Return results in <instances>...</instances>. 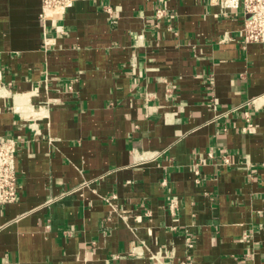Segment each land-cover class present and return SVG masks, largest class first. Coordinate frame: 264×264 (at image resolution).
<instances>
[{"label":"crops","instance_id":"0c3cea01","mask_svg":"<svg viewBox=\"0 0 264 264\" xmlns=\"http://www.w3.org/2000/svg\"><path fill=\"white\" fill-rule=\"evenodd\" d=\"M41 10L0 0V136L19 144L0 264H264V44L242 9Z\"/></svg>","mask_w":264,"mask_h":264},{"label":"built area","instance_id":"2783aa9c","mask_svg":"<svg viewBox=\"0 0 264 264\" xmlns=\"http://www.w3.org/2000/svg\"><path fill=\"white\" fill-rule=\"evenodd\" d=\"M75 0H42V10L40 17L43 21L52 17L48 15L50 10H55L59 6L63 7L61 13L74 5ZM223 10L242 9L244 13V25L242 28L243 43L260 42L264 44V0H221ZM164 8H158V16L165 14ZM55 17V16H54ZM39 93V88L33 90ZM247 125L244 129L252 127L249 112H246ZM19 152L18 140L14 137L0 136V204L16 202L19 198V171L17 169V155ZM213 152H209V157H214ZM203 160V159H201ZM224 164L230 162V156H221Z\"/></svg>","mask_w":264,"mask_h":264},{"label":"bare ground","instance_id":"6f19581e","mask_svg":"<svg viewBox=\"0 0 264 264\" xmlns=\"http://www.w3.org/2000/svg\"><path fill=\"white\" fill-rule=\"evenodd\" d=\"M62 10H63V7L59 6L55 10H50L48 15H51V16H56L57 15V16H59L58 14H60Z\"/></svg>","mask_w":264,"mask_h":264}]
</instances>
